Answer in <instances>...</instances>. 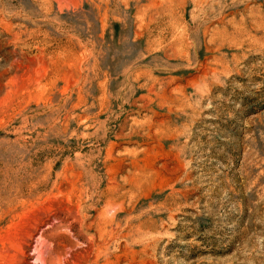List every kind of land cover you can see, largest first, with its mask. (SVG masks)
<instances>
[{
	"label": "rangeland",
	"instance_id": "374dc122",
	"mask_svg": "<svg viewBox=\"0 0 264 264\" xmlns=\"http://www.w3.org/2000/svg\"><path fill=\"white\" fill-rule=\"evenodd\" d=\"M0 264H264V0H0Z\"/></svg>",
	"mask_w": 264,
	"mask_h": 264
}]
</instances>
